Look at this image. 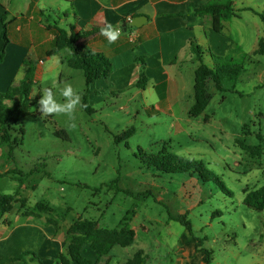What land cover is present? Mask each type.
I'll use <instances>...</instances> for the list:
<instances>
[{"label":"rangeland","instance_id":"374dc122","mask_svg":"<svg viewBox=\"0 0 264 264\" xmlns=\"http://www.w3.org/2000/svg\"><path fill=\"white\" fill-rule=\"evenodd\" d=\"M237 25L245 29L248 46L254 41L248 18ZM69 57V51L63 52L57 68L47 69L32 90L33 114L24 121L25 137L14 161L24 173L39 172L22 188L14 176L0 177V195L18 191L19 201L26 202L24 207L18 202L8 219L24 222L18 223L16 215L44 202L53 211L41 215L53 220L59 232L66 233L80 218L112 230L134 210L137 240L127 248L116 247L113 264L128 262L141 249L146 264H176L183 258L179 247L192 243L209 256V264H264V210L244 204L247 193L264 186V56L243 62L245 72L235 82L222 81L223 91L213 89L205 113L195 119L187 116L193 99L174 105L171 117L159 110L164 105L151 87L144 95H138L139 88L112 92L107 87L98 95L94 90L89 102L95 113L88 115L82 109L85 80L81 71L69 68ZM66 83L81 96L75 120L63 115L40 119L38 92L55 85L56 99L63 102L60 89ZM179 120L186 129L182 133L173 128ZM131 127L134 135L116 144L114 135ZM61 129L68 137L55 136ZM139 148L148 154L167 149L198 160L225 191L214 176L204 182L189 174L159 172L143 162ZM5 169L9 165L0 157V174ZM181 215L187 216L191 232L170 221Z\"/></svg>","mask_w":264,"mask_h":264},{"label":"crops","instance_id":"0c3cea01","mask_svg":"<svg viewBox=\"0 0 264 264\" xmlns=\"http://www.w3.org/2000/svg\"><path fill=\"white\" fill-rule=\"evenodd\" d=\"M209 1L213 0H0V50L3 17L8 22L10 39L5 60L0 64V93L23 78L24 62L28 59L36 65V85L47 69L57 68L62 53L69 50L49 56L56 28L85 33L110 23L121 31L119 39L109 44L98 32L89 38L88 46L112 61L110 81L113 91L125 92L136 88L142 67L136 61L139 55L145 62L148 84L138 95L146 94L148 87L156 90L159 104L164 105L159 110L165 109L174 117V105L185 98L193 99L195 103V72L202 63L211 68L242 64L258 56L255 53L264 39V21L261 18L264 3L259 5L258 0H233L239 16L225 22L220 31L215 32L209 17L197 18L190 8L191 5L199 8ZM138 17H143L140 26H132L131 23ZM245 18L249 20L254 40L248 46L245 29L237 25ZM129 19L132 22L129 23ZM226 79L222 78V81ZM99 87L102 92L107 89L103 83ZM38 94L40 99L41 92ZM190 109L188 119H195L190 117ZM180 120L173 124L177 133L186 130ZM8 218L6 215L0 219V264H9L25 251L37 253L44 264L57 263L58 256L65 250L67 232H59L60 229L48 224L44 217H25L21 213L16 215L17 222L21 219L25 221L19 224ZM37 219L48 227L37 223ZM133 224L134 220L130 227L136 230ZM85 251L90 260L97 259L94 251L89 248ZM139 251L145 256L144 250ZM179 254L183 258L180 256L176 264H207L206 256L198 253L195 243L181 245ZM114 258L112 251L103 258L102 264H113Z\"/></svg>","mask_w":264,"mask_h":264},{"label":"trees","instance_id":"16d2710c","mask_svg":"<svg viewBox=\"0 0 264 264\" xmlns=\"http://www.w3.org/2000/svg\"><path fill=\"white\" fill-rule=\"evenodd\" d=\"M191 13L197 18L209 17L212 28L219 32L225 22L232 18L238 17L233 0H213L203 6L196 8L191 5ZM6 16V15H5ZM264 21V15H261ZM56 38L49 56H54L64 50L70 51L68 65L71 69L81 71L86 82V92L83 97L82 109L88 114L93 115L95 110L89 102V96L95 90L96 95L101 94L99 87L103 83L113 92V84L110 81L113 73L112 61L103 53L95 51L88 46V40L101 29H94L90 32L76 33L67 32L56 28ZM0 64L5 60L7 47L10 44L8 34V22L3 17V32L1 36ZM197 51V50H196ZM255 55L264 56V39L259 43V49ZM136 61L141 64L140 78L135 87L145 89L148 84V78L145 72V62L143 57L137 55ZM36 65L31 59L26 60L23 66V78L11 85L5 92L0 93V149L1 158L7 162L9 169L0 174V177L14 176L22 188L26 180L32 176L38 169L24 173L14 161V153L22 143L25 137L24 121L33 114L32 90L36 85L35 79ZM245 72L243 64L237 65H217L213 68L202 63L195 72V103L191 107L189 115L191 118L202 116L209 106L213 97L212 90L223 91L222 78H228L231 81H237ZM135 128L131 127L118 135H114L116 144L128 141L135 133ZM67 131L58 130L55 135L58 137H68ZM143 162L147 166H153L159 172L165 174H189L196 176L204 182H208L210 176L216 177L218 184L225 191L224 185L218 177L208 170L203 163L195 159H188L163 149L157 154H148L139 148ZM39 172V171H38ZM18 192V191H17ZM0 195V219L12 213L18 202L25 206V200L19 201L18 193ZM244 204L256 211L264 210V186L246 194ZM53 211L51 206L46 203H38L32 211L22 212L25 217H42L41 214H49ZM136 212L130 211L124 216L115 229H103L99 223L92 220L80 218L73 223L67 230L65 250L58 256L57 264H102L103 258L110 255L116 247L127 248L134 244L137 238V232L130 227L132 217ZM186 215H181L172 220L181 223L188 231L191 232V223L187 220ZM50 225L55 224L53 220H48ZM89 248L95 252L97 259L90 260L85 255V250ZM207 264L210 263L209 256ZM9 264H44L39 255L33 251H25L18 257L12 259ZM124 264H145V256L142 251H138L134 257Z\"/></svg>","mask_w":264,"mask_h":264},{"label":"clouds","instance_id":"9594fccd","mask_svg":"<svg viewBox=\"0 0 264 264\" xmlns=\"http://www.w3.org/2000/svg\"><path fill=\"white\" fill-rule=\"evenodd\" d=\"M100 35L104 36L108 43L111 44L119 39L120 30L109 23L101 28ZM53 87L44 88L42 94H40V99L37 101V110L41 114L40 119L63 115L67 116L70 121H74L76 109L81 105V96L71 83H66L60 89V96L63 98V102H60L56 99ZM71 127H75V124L72 123Z\"/></svg>","mask_w":264,"mask_h":264},{"label":"water","instance_id":"95a60500","mask_svg":"<svg viewBox=\"0 0 264 264\" xmlns=\"http://www.w3.org/2000/svg\"><path fill=\"white\" fill-rule=\"evenodd\" d=\"M142 19H143V17H138V18H136V19L131 23V25H132V26H135V27H139V26H140L139 23L142 21ZM124 26L127 27L126 24H125Z\"/></svg>","mask_w":264,"mask_h":264},{"label":"built area","instance_id":"2783aa9c","mask_svg":"<svg viewBox=\"0 0 264 264\" xmlns=\"http://www.w3.org/2000/svg\"><path fill=\"white\" fill-rule=\"evenodd\" d=\"M128 22H129V23L132 22V19H129ZM120 33H121V31H120Z\"/></svg>","mask_w":264,"mask_h":264}]
</instances>
